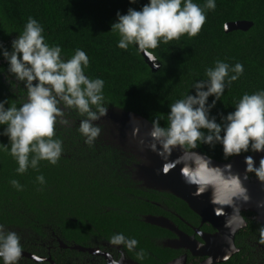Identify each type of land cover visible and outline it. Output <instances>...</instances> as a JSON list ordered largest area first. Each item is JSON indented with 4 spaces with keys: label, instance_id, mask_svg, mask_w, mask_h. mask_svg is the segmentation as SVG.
<instances>
[{
    "label": "trees",
    "instance_id": "1",
    "mask_svg": "<svg viewBox=\"0 0 264 264\" xmlns=\"http://www.w3.org/2000/svg\"><path fill=\"white\" fill-rule=\"evenodd\" d=\"M192 2L203 7L205 0ZM146 3L147 0H136L134 4L128 0H0V48L11 50V41L31 16L43 27L45 42L61 47L64 59L70 58L77 48L87 54L89 67L85 75L104 80L107 110L131 112L150 124L152 119L164 117L161 126H166L168 106L188 90L189 95H194V90L189 89L191 82L204 79V69L212 67L216 60L230 66L239 62L244 67L240 78L226 86L209 111V117H215L217 123L234 110L235 101L243 93L264 89V0H215V10L205 12V23L197 36L184 35L178 41L149 50L159 65L156 70L144 62L134 47L127 51L117 48L119 37L110 31L117 12L124 15L128 8L139 11ZM236 21L251 22L252 26L244 32L225 33L224 25ZM0 70H4L0 73V100L8 98L5 108L12 103L19 107L26 90L22 83L10 90L5 81L7 62L2 56ZM8 79L16 83L11 76ZM212 99L208 97L207 102ZM65 118L70 125L55 128L56 136L63 142L56 165L41 161L38 170L29 168L18 175L15 161L6 152H0V224L5 225L6 231L16 232L20 243L21 240L30 243L35 238L48 241L47 237L54 233L68 246H85L123 233L127 238H135L137 248L146 253L143 260L152 262L147 251L156 253L151 239L161 237L162 231L143 222L142 216L157 210L149 202L158 195L136 186L133 169L130 173L127 168L138 161L135 150L120 139V130L106 118L94 122L101 132L91 146L84 144L76 131L83 117L66 111ZM4 127L0 126V131ZM7 143L8 138L0 136V144ZM193 151L217 162L236 157L225 160L219 144H201ZM38 175L44 176L43 185L36 181ZM12 179L22 185L21 191L11 186ZM167 196L182 211L189 212L182 201ZM250 225L252 228L249 226L243 232L258 233L260 226L255 222ZM163 251L158 254L166 253ZM67 255L80 254L57 250L51 257L62 264ZM240 255H236V262L240 261ZM18 264L32 262L21 260Z\"/></svg>",
    "mask_w": 264,
    "mask_h": 264
},
{
    "label": "clouds",
    "instance_id": "2",
    "mask_svg": "<svg viewBox=\"0 0 264 264\" xmlns=\"http://www.w3.org/2000/svg\"><path fill=\"white\" fill-rule=\"evenodd\" d=\"M128 3L134 4L136 0H128ZM215 7V0H205L203 7L192 0H147L139 11L128 8L124 15L117 12L110 31L119 37L117 48L127 51L134 47L137 54L143 53L150 60H155L149 50L178 41L184 35L188 38L197 36L205 23V12L215 10ZM43 32L41 24L29 16L22 31L11 41V50L0 48V56L7 62L5 81L10 90L20 83L26 90L24 102L19 107L12 103L5 108L8 98L0 100V126H5L0 136L8 138L7 144H0V152H6L15 161V173L18 175L29 168L38 170L41 161L53 166L57 164L63 152V142L56 136L55 128L57 125H70L69 119L65 118L66 111L83 117L76 131L89 146L101 132L94 122L107 112L104 80L85 75L89 67L87 54L77 48L70 58L64 59L61 47L45 42ZM156 67L159 65L154 63L153 68ZM243 71L241 63L230 66L221 60H216L212 67H206L204 79L194 80L189 86L195 94L189 95L188 90L168 106L166 126L160 125L164 117L152 119L148 132L150 142L147 144L148 150L164 161L179 149L180 155L167 163L164 170L181 165V177L185 184L195 187L194 195L210 192L215 214L224 215L225 206L232 208L225 221L231 231L246 222L234 201L247 202V189L241 177L231 171V165L212 166L210 157L193 149L201 144H219L225 160L246 152L264 151V89L252 94L243 93L235 101L234 110L222 116L219 123L215 117H209L210 109L220 100L226 86L237 81ZM210 96L213 99L208 103ZM136 134L137 129L133 128L132 135L135 137ZM243 163V179L246 180L247 174L251 173L264 186V156L258 165L251 155L245 156ZM36 181L43 185L44 176L38 175ZM9 183L17 191L22 190L17 180L12 179ZM108 243L122 246L127 252H133L138 245L135 238H127L123 233L113 234ZM256 243L264 245V225L258 229ZM230 248L231 251L236 250L234 245ZM21 253L20 236L6 231L5 225L0 224V264H18ZM145 255L143 248L135 252L137 261H142ZM122 260L123 255L112 259L110 264H122Z\"/></svg>",
    "mask_w": 264,
    "mask_h": 264
},
{
    "label": "water",
    "instance_id": "3",
    "mask_svg": "<svg viewBox=\"0 0 264 264\" xmlns=\"http://www.w3.org/2000/svg\"><path fill=\"white\" fill-rule=\"evenodd\" d=\"M251 26L252 23L247 21L230 22L224 25V32H244ZM140 55L152 70L157 69V67L153 68V64L156 63L155 60H150L143 53ZM104 117H107L109 121L118 127L120 130L119 136L132 146L141 160L136 165L134 179L139 181L141 186L146 190L167 192L178 198L184 202L194 214L199 216L201 223H208L214 227L216 234L209 238H204L205 245L200 244L199 247H197L203 254L212 257L210 258L211 261H208V263L221 262L225 260L226 256L227 258L232 256V254L236 252V250L231 251L230 248V245H234V235L238 230L243 229L246 223L235 231H231L229 227H226L225 221L227 215L232 213V208L225 206L223 209L224 215L215 214L214 205L210 203V192L194 195L195 187L185 184L181 177V165L177 164L167 171L164 170L167 163L175 160V158L180 155L179 149L171 153L168 161H164L147 148V144L150 142L148 132L151 127V124L147 120L137 114L121 109L107 110ZM133 128L137 129L135 137L132 135ZM139 141H143V143L141 144ZM247 155H251L255 165H258L259 159L261 156H264V151L260 153L253 152ZM247 155L233 157L227 162H217L212 159H210V162L212 166L223 167L226 164L231 165V171L241 177L242 184L247 189V195L249 197L247 202L235 200L234 206L238 209L240 215L244 212L255 214V221L264 225V186H262L254 176H250L249 174L251 173L247 174L248 178L246 180L243 179L245 174L243 160ZM145 222L157 227L174 230L171 223L163 218L146 217ZM169 264H185V259L182 257Z\"/></svg>",
    "mask_w": 264,
    "mask_h": 264
},
{
    "label": "flooded vegetation",
    "instance_id": "4",
    "mask_svg": "<svg viewBox=\"0 0 264 264\" xmlns=\"http://www.w3.org/2000/svg\"><path fill=\"white\" fill-rule=\"evenodd\" d=\"M136 157L138 161L132 163L127 168L130 173L133 169V180L136 182V186L146 190L141 186L139 181L134 179L136 165L141 161L137 154ZM147 191L150 190L147 189ZM151 192L158 195L155 200L149 202L156 206L157 210L153 211L151 214L143 215V222H145L146 217L163 218L171 223L174 228V230H169L145 222L162 231V233H159L161 237L151 239L156 253L147 251L148 255L152 258V262L136 260L135 252L139 248L134 249L133 252H127L122 246L110 245L108 241H94L91 245L85 246H68L62 243L54 233H51V235L47 237L48 241H38V239L35 238L28 243L21 240L22 253L18 262L21 260H28L32 262V264H61L56 263L51 255L57 250H69L80 255L77 257H70L67 255L66 258L61 261L62 264H110L112 259H119L121 255H123L122 264H169L182 257L185 259V264H264V245L256 243L258 233L250 232L249 230L243 232L249 226L250 229L252 228L250 223L255 222L258 226H262L255 221V214L250 212L241 213V215L246 218V226L238 230L234 235L236 252L221 262L208 263V261H211L210 258L212 257L203 254L197 247H199L200 244L205 245L204 238H209L216 234L214 227L208 223H201L199 216L194 214L187 206L186 208L190 213L184 210L182 211L179 204L175 203L167 196L169 193L155 190H151ZM150 198L154 199L155 197L150 195ZM174 198L179 200L176 197ZM144 201L148 202V200ZM240 232L243 233L239 234ZM160 250H164L163 252L166 253L162 255L158 254ZM208 251L210 252L209 249ZM38 253L41 255H38ZM157 254L160 256L159 258L156 256ZM238 254H241L240 261L236 262V258L238 257L236 255Z\"/></svg>",
    "mask_w": 264,
    "mask_h": 264
},
{
    "label": "rangeland",
    "instance_id": "5",
    "mask_svg": "<svg viewBox=\"0 0 264 264\" xmlns=\"http://www.w3.org/2000/svg\"><path fill=\"white\" fill-rule=\"evenodd\" d=\"M103 118L108 119L107 117H103ZM120 139H121L123 142H125L123 138L120 137ZM125 143H126V142H125ZM120 145H121V144H120Z\"/></svg>",
    "mask_w": 264,
    "mask_h": 264
}]
</instances>
